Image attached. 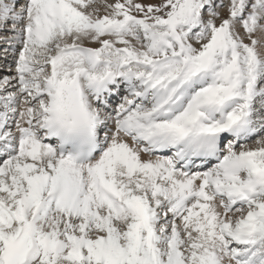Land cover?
Wrapping results in <instances>:
<instances>
[{
    "label": "rangeland",
    "instance_id": "rangeland-1",
    "mask_svg": "<svg viewBox=\"0 0 264 264\" xmlns=\"http://www.w3.org/2000/svg\"><path fill=\"white\" fill-rule=\"evenodd\" d=\"M34 1L36 3V8L44 16L42 21L43 27L39 33L33 34L35 36V42H32L29 45L33 49L35 44V48L31 53L32 55L39 56L40 53H44V58L40 61V63H44L46 57L49 58L48 56L51 55L56 49L64 46L70 45L71 47H83L88 49L90 48L95 50H91L95 53L92 59L93 62L91 63H104L102 62V59H112V62L110 63H119L120 61H124L125 63H128L131 67H133H129L130 69L134 70L138 68L139 70H143L142 66L147 64V67H151L149 73L156 74H152L153 77L156 81L161 82L162 78H164L165 71H167L169 75H174L173 73L176 69L175 63L182 59L185 64H188V62L195 59V57L198 58L202 55H211L213 63L211 64V66L209 65V68H212V74L214 75L215 73L218 79L219 76L225 75V69H228L230 75H232V70H234L236 72L235 74L239 73L241 75L253 78L255 76V70L258 67L255 60L260 62V59H262L255 50V47L257 45L255 32L258 29H264V5L263 3H255L259 0H244V7H249V12L252 14L255 11L256 21L254 20L253 15L252 17H234V14H236L238 10H244L242 8H236L238 7L237 0H62L61 3L58 0ZM19 12L22 11H18V9H16L17 16ZM20 17H22V14H20ZM14 20L16 21V19ZM6 21L7 20H0V28H10L9 23H5ZM127 22H130V24H127ZM188 24L189 26L197 24L198 28L202 29L203 33H197L196 35H194L195 39L188 38L186 33L192 31L190 28H186L188 27ZM224 25H226L225 28L223 27ZM111 27H114L117 31L111 30ZM182 31L184 32V34ZM9 32L12 31H7L6 33ZM217 32H220V35L217 34ZM214 38L218 39L220 42L216 47H213L212 45ZM9 41L12 40H7V42ZM233 45L235 48L233 47ZM123 49H127L129 51L131 58H128L126 54L123 53ZM170 50H172L173 54L181 56V58L175 60L173 63H170L166 58ZM97 52L101 54V58L98 56ZM255 55V60H253V56ZM62 59L63 61L57 64V69L53 67L55 78H57L64 72L66 62L82 63V58L79 55V52L70 54L68 56L63 55ZM263 66L260 67L262 68ZM168 69H172L173 71H170ZM136 72L140 73L138 71ZM181 73L184 75L185 70L181 71ZM44 74H46V72H38L37 78L41 77ZM144 74L147 75V71ZM160 74L161 77L157 79L156 77L160 76ZM7 76L9 77V75ZM9 83L10 85H12L11 82H8L7 85ZM238 84H241L243 86V84L235 78L232 91L234 93L241 94V92H238ZM2 88L8 90L7 87ZM164 89L166 90V88ZM243 89L245 88L243 87ZM14 91H16V89L12 92ZM206 92L210 94L211 90ZM5 93L11 94V91H3V94ZM244 95H249V89L244 90ZM212 96L213 95H210V97ZM26 100L27 99L24 98L21 101H23V103L25 104H28ZM3 101H5L4 103H8L9 100L7 101V99H3ZM34 104L35 103L29 106L33 107ZM191 108L195 107L192 106ZM235 108L238 109V106H235ZM33 109L35 110V108H31L32 111H34ZM237 150H234L231 156H229V154H226V157L223 158L221 162L229 163L231 166L233 162L236 163V157L234 156L238 153L243 154L245 152V156L242 155L244 157L241 158V167L245 169L246 165H253L257 170H259L260 173L264 175V136L251 140L248 144H246L245 147H242L241 149L237 148ZM22 154L23 152L21 153V155ZM18 159L19 157L15 160ZM221 162L219 166L223 164ZM16 170H18L17 166L12 165L11 172L15 173L14 171ZM147 171L148 175L144 177V180L146 178L148 179L150 173L152 172V170L149 168H147ZM248 175L251 176L249 173ZM20 176H22V173H20V175L18 173L19 178ZM244 178V175L240 176L241 180H243ZM3 180L4 178L1 179L2 182ZM17 181L19 182L17 188L20 185L23 188L24 193L31 195L30 189L27 185H25L23 180H18L17 178ZM250 182H248L247 184H250ZM129 183L130 178L126 179L123 186L120 187H124L125 189L129 190ZM137 183L139 182L133 179L131 181V187L136 185ZM141 186L142 188H138L137 193L139 195L143 193L147 194V185L144 184ZM257 186L258 184L253 182L248 188H258L259 186ZM9 187L10 188L8 189V191L0 187V199H2V201H9L10 196L8 195V193H14V188L12 186ZM256 188H252V191L257 192ZM82 192H85L87 194L86 190L82 189ZM132 194L134 196V194L136 193L132 192ZM263 194L261 192L259 193L258 200L260 202V205L262 206V209L264 210ZM19 196L20 195L18 194V192L13 195L10 208L13 207V210L16 206H19L18 209L13 213L17 214L18 217L22 216L21 220L25 219L26 216L29 219V222L34 217L32 213L35 211L36 207L31 203L32 212L27 214V211H25V209L20 206L21 197ZM125 199H127V197H125ZM33 201L36 204L39 200ZM149 203L152 206L154 205L153 202L149 201ZM159 212H161V210H159ZM237 212L238 211L234 212V216L231 217H237L232 220L233 223L238 219V217H242L244 215H237ZM104 214L105 211L99 219L100 224L104 222ZM246 214V219H243V221L246 220L249 226H252V223L254 221V219H252V215L255 217L262 215V211L255 200L251 202L250 206L248 207V211H246ZM72 215L73 213L70 211L67 216ZM120 218L126 223V217L124 218L120 216ZM87 219L88 216L86 217L85 221L86 228L89 231V234L93 235L94 230L91 228V225L88 224ZM47 222L48 228H51L53 225H55V221L51 217ZM110 222L117 227L118 219L115 222L112 215ZM130 222L131 219H129V222L127 223ZM133 223L134 222H132V227H135ZM160 225H158L157 228H159ZM164 226H169V230L165 231L163 229ZM262 226H264V217L261 218L259 223V227ZM124 227L125 226H123V228ZM25 228L26 225L24 229ZM76 228L79 229V226H76ZM123 228L120 227L119 230H123ZM161 228L163 229V231H165L166 236H169L172 232V226L170 222L163 223L161 225ZM150 230L152 231V228ZM178 231V233H181L180 235L182 236V239L180 240L187 241L188 238H186L185 232H183L181 229ZM261 231H263V229H261ZM103 232V230H99V235ZM16 235L17 231L10 234L9 236L0 237V259L5 254V251L9 247H12V245L9 246V239L14 238ZM66 237L69 239L72 236L70 234H66ZM73 237H75V235ZM39 238L42 242L43 236H39ZM199 239L201 240V244L199 242L197 244L195 243L196 247L193 254L194 256H191L187 260L188 264H213L214 260L210 255L211 251H208L209 244L213 243L215 244L216 249V251H214L213 257L216 258V261L219 264L228 261L224 257V253L219 251L221 249H219L218 243L211 239L206 240L204 239V236L200 235ZM78 243L77 253H81L82 257L87 255L86 251L82 249L92 247L94 244L97 247L96 250L98 255H100V257L104 260L111 261L110 255H104L102 252L101 244L97 241H94L92 237L90 239L85 237H78ZM22 245L23 244H21V246L19 245L12 247L14 253L15 251H17L18 255H20V258H22L24 252L23 250H25L24 247L21 249ZM64 245L65 244H63L62 248L64 247ZM158 247L163 250V253L166 251V249H168V246L162 243V241L161 243H158ZM200 247L202 249H205L204 258H201V253H199L201 251ZM137 249L138 248L136 247L133 250L136 251ZM126 251L127 248L125 247V252ZM151 252L152 251H150V254ZM158 252L160 253V255H162V251ZM121 253L124 255V249L121 251ZM39 255L41 256L33 259L30 264H87L85 263V261H82V259L77 262L73 261L72 258L66 255V253L60 255L58 258H56V260H52L51 258L53 256V253L45 252L43 245H41L40 247ZM141 255L142 257H145L146 252H141ZM12 259V253L10 252L5 261ZM88 261H96V258L88 259ZM120 261L121 259H114L112 261V264H118ZM156 261V259H147L145 263L141 264H156ZM127 264H133L132 258L129 260V262H127ZM134 264L138 263L134 262Z\"/></svg>",
    "mask_w": 264,
    "mask_h": 264
},
{
    "label": "bare ground",
    "instance_id": "bare-ground-1",
    "mask_svg": "<svg viewBox=\"0 0 264 264\" xmlns=\"http://www.w3.org/2000/svg\"><path fill=\"white\" fill-rule=\"evenodd\" d=\"M6 3H8V2L5 0H0V19L1 20L7 19V21L5 23H11V22H13V20H9L10 17L6 18L7 12H14L15 13L16 9H10L8 6H4V5H6ZM16 20H17V22H19L18 19H16ZM10 30H11L10 28H0V41H6V40H12L13 41L16 38L13 32L6 33L7 31H10ZM255 37L257 38V45L255 47V50H256L257 54H259V56L262 59H264V29L263 30L258 29L255 32ZM262 43H263V45H262ZM7 47H8V49H6L4 51V54H7V55L3 56L5 58V61L4 62L0 61V69L3 68V70H5L4 73H0V90H1L2 85L7 86V88L12 87L10 85V83L8 85H6V84L13 79V76H11V74H9L10 73L9 71H14V69L10 70L9 68H11L12 66L8 65V63H11L13 61V60H8V58L12 56L11 52H12L13 48L10 47V44H8ZM70 54H73V53H70ZM79 55L82 58V63H68V62H66L64 72L60 76H58L57 78H55V73L53 72V74H52L53 86L47 92V95H54V91L56 89H59L60 91H62L64 88L67 87V85L69 83L66 79H63V78H65L66 73L69 72V74L72 76L70 78V80L73 81V91L77 92L81 95V96H79V100L82 103H84L85 118L87 119L89 124H91L92 126L95 127V131L97 133L99 131L101 123L103 121V118H102V116L98 110L97 104H96L97 97L101 93L99 90V87L101 85L108 84L111 80L116 81L122 87L123 86L129 87V85H131L132 81L135 80V76L138 73L134 69L128 68L126 63H107L108 65H106L105 63H91V62H93L92 59H93V56L95 55V53L93 51L80 50ZM64 56H68V55H64ZM260 62H264V61L261 60ZM57 64H59V63H57ZM263 65H264V63H260V66H263ZM262 68H264V66ZM7 75H9V77ZM182 77H184V75ZM61 79H63V80H61ZM124 90L128 91L130 94H126V101L127 102H125V104L122 106L123 109H125L128 106V104L135 97L134 90L131 87H129V88L124 87ZM31 97H33V95ZM27 98L29 99V102H31V103L34 102L29 97H27ZM53 98H54V100L45 104L44 106H43L44 100L43 99L39 100L37 102V104L34 106L36 108V111H37V114H34V115L37 116L38 114L44 112L45 117H47L49 119L56 120V121H60V118L62 117V115L65 112L64 101L63 100L60 101V99L57 98L56 95H54ZM216 100H220V98L217 97ZM21 102L23 103V101H21ZM29 110H31L29 108V105L28 106L22 105L19 107L18 101H16V100L11 99L9 101V103H3L2 101H0V142H2L1 147L3 150V151L0 150V154L5 155V150L7 148L10 149L11 155L6 156V157H8V160H9L11 158V156L13 157L15 154H18L20 156L21 153L23 152L22 155H25L26 158L28 159V161L22 165L21 170L26 169L28 171L34 170L35 164L38 162V160H40L41 162L44 159L48 160L47 157L45 156L47 154L51 158H53V160H48V161L53 165V170L55 171V173H57L58 178H71V179L76 180V178H80V176H83L82 170H80L76 166L70 165L65 160L56 159V154H54V149L50 148V149L46 150L47 145L42 142V139H45L46 136H43V138H41V139L38 138V136L36 134V132H38V128H35L36 131H34V132L33 131H27V129H29L28 121L31 118L26 117L25 115L22 118L23 115H20L19 111H22L25 113V112H28ZM196 112H197L196 108H191V110L188 113L184 114L183 117L191 119L195 116ZM102 114L104 115V117L107 120L110 121V124H108L107 126L112 131L111 132L106 131V132L102 133V135L99 136V139H97V140H99V144L103 145V149L100 152V154H98L96 156V159H94V161L91 162V165L94 169H96V171L105 172L104 171L105 163H103L105 158L108 157L110 160H114L116 155H118L120 157L121 156L124 157L127 154V150L130 151L133 146L130 144L129 140L125 136L123 137L122 135L118 134L116 132V130H114V125L116 122L112 118V114L107 115L104 112H102ZM115 114H117V113H115ZM235 116H238L237 108L234 109L233 107H230L228 110V114H227L228 120H232L233 117H235ZM12 118H13V120H12V122H10V119H12ZM26 118L28 121L26 123H24ZM124 118L126 120H128L130 123H133L135 126H137L136 116L134 113L127 115ZM34 122H37V119ZM172 125L177 126L178 124H176V122H174ZM11 131H13V133L9 134ZM3 132L8 137L12 136V139L17 140V142L19 141V139L22 136H24L26 134H30V137L28 140H33L35 142L37 150L28 149V148H25L24 146L22 148L18 147V145H15L11 141L12 139H7L8 137H6L3 134ZM117 143H119V145L117 147H113L114 145H117ZM106 148H108L109 150L107 151ZM118 148H125V151L122 152L121 150H118ZM231 155H232V152L229 154V156H231ZM21 159H22V157H19V159L15 160V162L12 161L10 164L6 165L7 169L3 170V173L7 174L8 176L6 175L7 177L5 178V181L3 180V182L1 181V183H0V187H2L3 189H5L7 191L10 188L9 186H12L14 188V193H8V195L10 196L9 198H10L11 204H12L13 195H15L17 193V189H18L17 185L19 184L17 182V178L15 176V173L11 172V166L16 165L17 169H19L17 162L20 161ZM120 160H121V158H118L116 160V162H118ZM152 161H153L154 165H156L158 168L160 167L159 163L155 159H153ZM240 162L242 163V161H240ZM221 163H223V162H221ZM225 166H230V164L229 163H223L221 166L218 165V167H220V169H223ZM148 168L153 170V168H151V167H148ZM44 170H45V168H44ZM153 172H155V171H153ZM248 172L252 176L253 179H252V182H250V184H247V187H249L253 182L258 184V186H259V183H261V182L264 183V179L261 176H259L257 173H255L253 171L251 173L250 170H248ZM19 175H20V173H19ZM121 175H122L121 173L114 172V173H112L111 177L114 178V180H116L118 183L119 182L118 180L121 178ZM3 176H5V175H3ZM39 176H45V177L49 178L50 172L48 170H46L44 172H41L38 175H35L33 178H38ZM11 177H12V179H8ZM106 177H109V176L104 174L103 175L104 185L106 186V188L109 189L107 182L105 181L106 179H108ZM111 177H109V178H111ZM122 177H124V176H122ZM218 182H219V179L216 178L215 183L218 184ZM123 184H124V182L122 183L121 186H123ZM33 186H34V182H31V188H33ZM20 188H22V187L20 186ZM252 188H256V187H250L248 189H250L252 191ZM122 190H123V193L126 194L127 198L131 197L130 199L126 200L123 203L124 208L126 210H129L130 213L133 212V210H135V214L130 216V219H131V222L129 225L130 227L128 229H125V230H119L120 227L123 228V226H126L125 221L120 218V216L124 217V215L122 214L118 217V225L116 227L110 222L111 214L108 213L107 211H105L104 222L101 224V226H103V228H104V233L102 235L105 236V241L103 244H101V246H102L103 254L104 255H110L111 263L114 259L120 260L123 258L124 255L121 253V251L124 249V244H123L124 240H126L128 237H133L135 239H136V237H138V238L142 237L140 230H138V228H137V226L139 225L138 221L148 222V220L151 218V214L153 212L155 215H158L160 213L162 215H166L168 213L167 211L159 212L160 208L162 207V204L160 203V201L158 199H156V198L153 199L154 205H153V207H151V204L149 203L148 199H138L136 196L135 197L133 196V194L130 190H127L124 187ZM232 190L234 193L237 191H240L237 188H233ZM30 193H31V191H30ZM40 195H41L40 191L35 190L33 193V196H31V203L35 207L37 206V203L35 204L33 200H39ZM141 197L146 198L147 194L143 193V194H141ZM123 198H124V196L120 195L118 192V189L116 188L115 200L119 202V207L117 208V210H118L117 215L124 212V209H123V211H119L122 209V206L120 205V203H121V200H123ZM0 200H1L0 201V237L1 236H9L10 234H12L16 231H17V235H18V232L21 229L20 223H18L17 220L15 221V219L18 217V215L13 213V218H11V216H12L11 215L12 214V208H10L11 205L6 207L8 203L5 202V204H3L2 199H0ZM216 203H217L216 200H213L209 203L206 214L200 216V218L203 220V222L199 224V226L197 227L195 232L199 233L200 236H204V228L208 224L218 225V224L222 223V225H223L221 228L222 231L216 235V240L213 239V237L211 236L212 233H210V232H209L210 236H208V238L206 239V240L211 239V240H213L219 244L220 241L224 240L223 231L225 234H229V227L228 226L230 224L227 223V220L232 219L231 217L234 216L235 213H232L229 215L224 214L222 212L223 211L222 209H220V208H219L220 210L218 209ZM137 206H138V208H137ZM30 207H31V204H30ZM211 208H214V212H215V213H213V215L215 216L214 218L210 217L208 214V211ZM36 210L37 209H35V211L32 213L33 216H35ZM138 210H140V214L138 217L142 218L139 220L135 219L136 215H138V214H136V212ZM49 211H50V209L45 211V214L48 213ZM216 212H218V214L220 216H222V219H224L223 221H221V222L217 221V219L220 217L218 215H216ZM33 216H31V217H33ZM127 217L128 216H126L125 219H127ZM40 219L41 218H39L38 220H40ZM161 220H165V219H160L159 221H161ZM132 222H134L133 224L135 225V227H132ZM6 223L9 224V226L5 230ZM170 223L172 226L171 234L169 236H166V234L164 233V235H165L164 239L167 240V243L169 246L166 254H167L168 259L178 261L179 256L177 255L176 246H177V244H179L181 242L180 239H182L181 238L182 236L180 235L181 233L180 234L178 233L179 232L178 230H180L181 228L179 226L180 224H178L175 221H170ZM34 227H37V226H34ZM188 227H191V226L189 225ZM133 228H135L134 229L135 235L129 236V233L131 232V229H133ZM150 229L151 228H149L147 230V232H148L149 236H153L154 233ZM252 230H253V227L249 226L248 222L246 220H244L242 223L238 224L237 229L231 233V238L243 237L245 234H248ZM197 231H199V232H197ZM82 233L84 234V230H82ZM17 235L15 237H17ZM102 235L95 234L96 238L93 240L100 242L102 239ZM204 239H205V237H204ZM200 249H201V251L199 253H201V258H204L205 249H202L201 247H200ZM209 250L211 251L210 255L212 256V258L214 260L213 264H219L216 261V258L213 257L214 251H216L214 243L209 244L208 251ZM219 251H221L222 253H225L222 249ZM13 252H14V250H13ZM151 254H154L156 256L160 255V253L158 251L157 252H151ZM12 258H13L12 260H6L5 264L6 263L14 264L16 258L13 254H12ZM221 264H230V263L228 261H225V262H222Z\"/></svg>",
    "mask_w": 264,
    "mask_h": 264
}]
</instances>
